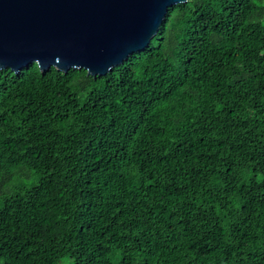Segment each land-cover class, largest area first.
<instances>
[{"label":"trees","instance_id":"obj_1","mask_svg":"<svg viewBox=\"0 0 264 264\" xmlns=\"http://www.w3.org/2000/svg\"><path fill=\"white\" fill-rule=\"evenodd\" d=\"M0 264H264V0H188L104 77L0 70Z\"/></svg>","mask_w":264,"mask_h":264},{"label":"water","instance_id":"obj_2","mask_svg":"<svg viewBox=\"0 0 264 264\" xmlns=\"http://www.w3.org/2000/svg\"><path fill=\"white\" fill-rule=\"evenodd\" d=\"M188 0H0V70L36 63L104 77L158 35Z\"/></svg>","mask_w":264,"mask_h":264}]
</instances>
